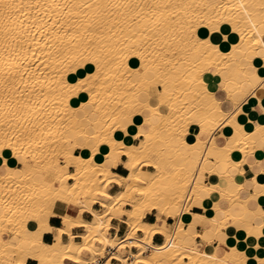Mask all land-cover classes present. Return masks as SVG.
Listing matches in <instances>:
<instances>
[{
	"label": "bare ground",
	"instance_id": "6f19581e",
	"mask_svg": "<svg viewBox=\"0 0 264 264\" xmlns=\"http://www.w3.org/2000/svg\"><path fill=\"white\" fill-rule=\"evenodd\" d=\"M200 29L223 38L213 42ZM258 62L264 0H0V264H82L107 248L122 264H264L237 233L218 240L224 250L189 244L204 219L216 234L235 225L247 236L249 222L264 217L256 204L264 182L254 176L250 189L228 188L230 168L243 173L247 155L264 147V123L242 109L249 95L259 97ZM211 69L230 111L207 88ZM154 80L161 90L148 88ZM223 124L230 132L220 143L213 131ZM118 161L126 176L113 172ZM112 184L121 189L109 191ZM234 202L245 207L240 216L229 211ZM198 204L204 213L191 211ZM152 211L175 222L148 223ZM52 215L62 227L49 225ZM112 218L128 225L122 236L109 234ZM155 233L164 241L153 243ZM125 247L136 248L131 259Z\"/></svg>",
	"mask_w": 264,
	"mask_h": 264
},
{
	"label": "crops",
	"instance_id": "0c3cea01",
	"mask_svg": "<svg viewBox=\"0 0 264 264\" xmlns=\"http://www.w3.org/2000/svg\"><path fill=\"white\" fill-rule=\"evenodd\" d=\"M223 28H222L223 32H225V29H226V32H228V29L226 26H224ZM205 32L206 31H203L202 29H200L198 31V33L202 36H204ZM136 64H137L136 61L132 60V65H136ZM203 79L207 85V88L211 92H213L215 94V96L221 101L222 108L224 110L230 111L232 109V103L220 91L222 86H221L220 79H219L218 75L216 74V71L214 69H211V70H209V72L208 71L205 72L203 75ZM156 88L157 89L159 88L158 90H161L160 86H157ZM256 92L259 95V97L255 94L249 95L243 101L242 109H243L244 113L246 114V116L250 120H252L254 123H264V82H262L261 86H259L257 88ZM144 128H146V126H144ZM133 129L135 130V127L130 128L131 133L134 132ZM229 132H230L229 128L223 124L220 126V128L218 127L217 129H215L213 131V135L219 139L220 143H222L224 141V139L221 137V133L228 135ZM187 138L190 141H193V139H194L193 135H191V134H188ZM132 142L137 143L138 139L132 138ZM261 143L264 144V141H260V144ZM214 155L215 154H212V157H214ZM125 158L126 157L124 155L121 156V160H124ZM241 158L242 157L240 155L236 156V159H241ZM256 160H257V162H256ZM249 166H250V168H249ZM112 170L114 173H116L118 175H122V176L125 175L126 176L128 174L127 169L122 165V163L120 161L117 162V165L115 167H112ZM70 171H72V170H70ZM16 172H17V175H19L18 169L16 170ZM230 172L233 175L234 179L232 182H230L228 184L229 189H233L235 184H237V183H242L244 185L245 189L252 188L253 183H251L250 181H247V179H251L254 176L257 178L258 181L264 182V176H262V175H264V147L258 148L254 151V153H250L249 155H247L246 162L244 163V172L243 173H239V171L236 168H230ZM201 179L205 183H210L209 178L201 177ZM225 186H226V182L220 181L219 188L224 190ZM111 187H119V186L112 184ZM116 191H118V190H116ZM116 191H113V192H116ZM201 193L204 197L209 195V192L207 190H202ZM249 193H250V191H247L244 193V195H248ZM256 204L261 205L259 207V210L264 211V196H262V195L259 196L256 199ZM256 204L254 202H252V207L255 208ZM98 205H99L98 203H94L93 208L96 210H101V209L97 208ZM125 208H128V207L125 206ZM62 211H67L69 213L75 214L76 213L75 211H77V209L75 207H72V206H66V207L62 208ZM191 211L194 213H204V208L201 207L200 204H198V205L193 206ZM229 211L235 215L240 216L245 211V207L241 203L234 202L231 205H229ZM218 215H219V217H223L224 213L219 211ZM123 217H125V216L123 215ZM82 218L86 219V220H91L92 215L89 212L84 211L82 214ZM185 218H186V220L191 219L190 213L186 214ZM144 220L148 223H151V224H156V222H157V224L159 223L158 226H160V227L165 226V224L166 225H168V224L173 225V223L175 222L174 217L162 218L161 215L157 211H152V212L147 213L146 216L144 217ZM110 222H111V225H110V228L108 229V232L110 235L122 236L125 233V231L127 230L128 225L118 218H112ZM249 223L253 227V233H252L253 235L249 234L247 236L246 235L243 236V233L239 232L235 225H229L226 229H223L219 233L216 234L212 230V227L210 225V221H208L207 219H204L202 222L196 224L193 228L190 229V232L193 234H197V236L195 237L194 241H189V244H192L193 247L196 249H205L208 245H213L214 247H219L222 250H224L225 245L220 244L218 240L223 239L227 235H232V234L237 233L241 238V241L239 242V245H241L240 246L241 248H244V247L249 245L250 248H249V246L247 248V249H249V254H251V255L252 254H258L259 256H264V226H262L260 228V225L264 224V217H262V218L261 217H255V219H253ZM49 225L51 227H54V228L62 227L63 220L59 215H52L49 218ZM72 232L74 235H76V237H75V240H76V238H79V237H77V235L83 232V228L78 227V226L73 227ZM200 234L205 235L204 240L200 237ZM6 236L8 237V235H6ZM213 237H215L216 239L213 240L212 244H211L210 239ZM242 237H243V239H242ZM62 238H63V240H68V236L66 234H63ZM164 239H165L164 234L155 233L153 235V243H155V244L163 242ZM43 241L45 243H48V244L53 243L55 241L54 234L51 232H45L43 234ZM256 243H259L258 247L256 249H252L251 247L253 245H255ZM124 251H125V253H128V250L126 251L124 249ZM107 259H109V258H105L101 262V264H103ZM232 260H235V258L233 257ZM109 261H110V259H109ZM65 262L67 264H75V262H73L69 259H66ZM26 264H38V263L34 259H28ZM109 264H122V262L120 260L119 261L111 260L109 262Z\"/></svg>",
	"mask_w": 264,
	"mask_h": 264
},
{
	"label": "rangeland",
	"instance_id": "374dc122",
	"mask_svg": "<svg viewBox=\"0 0 264 264\" xmlns=\"http://www.w3.org/2000/svg\"><path fill=\"white\" fill-rule=\"evenodd\" d=\"M155 81V83L154 82H152V84L149 82V84H148V88L150 89V90H152V89H155L156 88V80H154ZM73 82H77V78L76 77H74L73 78ZM155 84V85H154ZM78 103V100H76V102H75V104H77ZM190 125H188V127H189ZM187 127V128H188ZM188 131H190V127L187 129V132ZM70 134V131L67 129L66 130V135H69ZM205 135H206V137H208L209 135H210V133L209 132H206L205 131V133H204ZM209 134V135H208ZM79 150V149H78ZM149 169H151L150 167H149ZM70 170H73L72 168H70ZM210 180V179H209ZM119 189H121V187H109V191H111V192H113V191H116V190H119ZM124 206H127V205H124ZM128 207V206H127ZM97 208H99V209H101L102 210V208L98 205L97 206ZM141 232H138V234H140ZM216 238L215 237H213V238H211L210 239V243L212 244V241L213 240H215ZM76 240H80V238H76ZM94 240V239H93ZM95 241V240H94ZM14 242V241H13ZM103 251H105L104 249H103ZM103 251H101V253H99L97 256H96V258L95 259H98L99 257H102V256H104V252ZM128 253H130V252H128ZM124 254H127V253H125V251H124ZM88 256V252H84V257H87ZM89 261H92V260H88V261H86V260H84L83 262H82V264H87V262H89ZM76 264V263H75Z\"/></svg>",
	"mask_w": 264,
	"mask_h": 264
},
{
	"label": "built area",
	"instance_id": "2783aa9c",
	"mask_svg": "<svg viewBox=\"0 0 264 264\" xmlns=\"http://www.w3.org/2000/svg\"><path fill=\"white\" fill-rule=\"evenodd\" d=\"M136 250L135 247H125V250ZM114 252H115V249H112V248H107L105 249L104 251V256L103 257H100L97 259V261H89L88 264H101V262L105 259V258H109L110 261L111 260H117V257L114 255ZM127 257L128 259H131V255L129 253H127Z\"/></svg>",
	"mask_w": 264,
	"mask_h": 264
},
{
	"label": "snow or ice",
	"instance_id": "6c2138e0",
	"mask_svg": "<svg viewBox=\"0 0 264 264\" xmlns=\"http://www.w3.org/2000/svg\"><path fill=\"white\" fill-rule=\"evenodd\" d=\"M204 38L211 39L213 42H218L219 39H222L223 37H219L216 34H213L211 37H209V34L205 32ZM256 66L259 69L260 73L264 74V62H258Z\"/></svg>",
	"mask_w": 264,
	"mask_h": 264
}]
</instances>
